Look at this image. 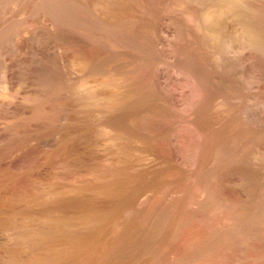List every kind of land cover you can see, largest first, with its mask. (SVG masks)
I'll return each instance as SVG.
<instances>
[{
    "label": "bare ground",
    "instance_id": "bare-ground-1",
    "mask_svg": "<svg viewBox=\"0 0 264 264\" xmlns=\"http://www.w3.org/2000/svg\"><path fill=\"white\" fill-rule=\"evenodd\" d=\"M75 1L71 20L86 0ZM110 1L89 0L92 17L113 18ZM162 1L200 53H166L186 84L148 60L163 37L111 73L110 48L84 46L71 26L63 73L0 96V264H264V81L243 77L251 97L238 89L264 62V0Z\"/></svg>",
    "mask_w": 264,
    "mask_h": 264
},
{
    "label": "rangeland",
    "instance_id": "rangeland-1",
    "mask_svg": "<svg viewBox=\"0 0 264 264\" xmlns=\"http://www.w3.org/2000/svg\"><path fill=\"white\" fill-rule=\"evenodd\" d=\"M27 1L26 0H0V96H5L7 94V92H9L11 89L13 92L10 91V93H14L17 95H23L25 93L30 92L31 89L33 88L32 86L34 84H36L37 81L40 82L42 80L41 83H44L47 81V79L49 80L50 78L47 77V76H49L48 73H52V75H54V73L58 74L56 72L55 68L58 66L56 64H58L62 55H64L63 52L67 53L69 50H72L73 48H77V47H74V45L72 44V32L70 33V30L72 31L73 27H71V26L75 27L74 30L78 31L79 35H81L82 32H83V35H85V36H83V39H85V37H86V41L84 42V40H83V43H82V44L86 43L84 46L87 45L90 49H93V50L100 49L101 47H103V48L106 47V49L110 48L109 49L110 50L109 51V57L110 58L108 57L106 60V62L108 63V66L107 65H105V66H107L106 69L109 70L108 72H111V73H120V72L125 71L130 65L132 67V65L134 63H136L135 61H133V59L136 60L135 57L138 56V54H140L141 52H144L145 55H147V54L151 55L150 53H152V50L154 52V50L158 46L157 49L160 50L159 56L160 55L161 56L159 57L158 54H156L155 57L158 56L159 58L158 57L154 58V55H153V57L151 55V57L150 56L148 57L149 58L148 60L150 61V60L154 59L157 63L154 60L150 61V64H153L152 62L156 63V64L155 63L153 64L154 66L157 65L158 62L163 63V61H164V63H165V66L163 63L164 67L162 66V64L161 65L159 64L160 65L159 67L163 68L162 72H161L162 73L161 79L162 80H168L169 84L171 83L170 85L173 88H175L173 84L181 85L180 82L185 83V84H186V82H184L182 76H180L178 74V72L175 71V65H173L174 63H172V62L170 63V61H173L172 57H170V55L167 56L166 53L169 54L170 50L172 51V53L174 52V54L179 52L177 55H180L183 52H185L184 53L185 55H187V54L191 55V56H193V58L197 55L196 53H198L200 55L199 51H197L198 49L194 48L192 50L193 46H191L190 44H189V46H191L190 48L186 47V46H188L187 45L188 42L185 41V39L183 37V36H185L184 33L186 31L183 32L184 27H182V26L184 24H182V23H184V22L181 18L173 16V18L170 17L167 20L163 19V9H161V7L163 5L162 0H157V1L155 0L157 3L153 0H135V1L129 0L130 1L129 4H134L135 6H136V4L139 5V6L138 5L136 6L137 8L134 5H133V7H132V5H128V6H131L130 8H132V9L135 8L136 11H135V9H134V11L133 10L130 11V8H128V6H127L128 1H126V0H125L126 2L124 0H122V1L120 0L121 5H119V0H118V2H117V0H112L110 2L113 3V1H115V3L112 4V3L108 2L106 4L107 5L106 7H109L108 4L110 3V7H109L110 9H108L106 7L103 8V9H106L108 11V13H107L108 15H109V12L111 15L113 14V18L109 15V17H111L110 18L111 21L110 20H108V21L102 20L96 15H95V17H92V16H94V11L92 10L91 6H90V8L88 6L89 0L75 1L78 4H79V2L82 3L84 1V3H82L84 6L82 4L78 5L80 10L78 8L76 10L77 19L75 17V18H73V20L69 19V16H68V15H70V12H69L70 9L68 8L70 5L69 1L72 2L73 0H68V2H67V0H61L59 2L56 0H48V1L44 0L43 3L47 6V9H46V6L42 4L43 0L40 2L41 6L39 5L38 0H27ZM55 2L56 3L58 2L57 4L59 6L58 5L55 6L56 5ZM122 2H125V4L123 3V5H122ZM131 2H133V3H131ZM47 3H49V4H47ZM156 4H158V5H156ZM42 5L44 7H42ZM63 5L64 6L66 5V7H63ZM103 5H105V4H103ZM125 5L127 6L126 10L124 8ZM51 6H53V7L55 6V7L53 8ZM60 6L62 9L66 8V10L65 9L62 10L60 8ZM120 6H121V8L124 9L122 11L126 12L127 8H128V11H130V12L129 13L128 12L127 13L121 12L120 11L121 9L119 8ZM111 7H113V8H111ZM39 8H41L43 10V12H45V13H43L42 10H40ZM57 8L58 9L60 8L59 9V10H61L60 13H59V11L57 12V10H58ZM139 8H143L144 11L142 9H139ZM145 8H146V10H145ZM116 9H118V10H116ZM106 10H104V11L106 12ZM110 10H115V13H113ZM140 10H142V12ZM46 11L48 12V15H47ZM62 11L65 12L64 13L65 15L63 14L64 18H61V17H63ZM137 11H138V13H141V14L144 13L143 14L144 16L145 15L153 16V17H151V19H153V22H152L153 24L147 25V22H146L147 19L144 18L143 15H142L143 19H146V20L145 21L143 19L140 20V18H142L141 14L137 13L138 16L140 17V18H137L138 17L137 14L134 13ZM67 12H68V15H66ZM92 12H93V14H92ZM131 12H133V13H131ZM58 13L60 14V16L61 15L62 16L60 17L58 15ZM130 13H131V15H133V14L134 15L131 16V15H129ZM80 15H82V16H80ZM134 16H135V19H134ZM129 18H130V20H129ZM136 18H137V20H136ZM47 19H51L53 23L50 24L51 21L49 22V20H47ZM60 19H62V20L66 19L67 21L64 22V21H61ZM79 19H80V21H79ZM117 19H118V21H117ZM178 19H180V20H178ZM131 20L132 21L134 20L136 22H131ZM181 21H182V23H180ZM106 22H108V23L106 24ZM109 22H110V24H115V25H111L112 26L111 27ZM94 23L97 26H95ZM158 23H160V25L164 23L163 24L164 29H165V27H166V29L160 30L159 29L160 26ZM53 24L55 25V27ZM63 24H64V26H61ZM137 24H140V25H137ZM48 25H50V26H48ZM100 25H101V27H100ZM106 25H107V27H106ZM151 25L153 27L158 25L159 27L157 26L158 29H156L157 27L153 28ZM149 26H151V28ZM178 26H179V28H178ZM146 27H149V28H146ZM145 29L147 30V33H144V31H146ZM175 29L176 30L178 29L177 32L174 31ZM158 32H162V33H160L161 35H158ZM181 32H183V33H181ZM154 34L157 37H159V36L163 37V40L165 39L164 42L162 41L161 44H158V42L160 41L159 40L160 37H159V39L158 38L156 39V36H154ZM123 35H124V37H122ZM139 36H141V37H139ZM148 36H150V38ZM181 36L183 37V39ZM81 37H82V35H81ZM117 37L119 38V40ZM153 39L156 41L155 45L156 44H158V45H156V46L154 45ZM135 40L137 43L135 42ZM172 40L175 42H173ZM166 41H168V42H166ZM123 42H125V44ZM165 42L168 43L169 46ZM183 42H184V45H183ZM89 43H91V44H89ZM169 43H171V44H169ZM181 43H182V46H181ZM185 44H186V46H185ZM152 45L155 46L156 48L153 47ZM140 46H142V47H140ZM159 46L160 47L162 46L161 48H163V47L165 48V49L163 48L164 53L161 54L162 50ZM184 46L187 50L189 48L188 51H190V53L187 52L186 49L183 50ZM149 48H150V50L151 49L152 50L148 51ZM167 48H168V50H167ZM159 50L157 51V53H159ZM164 50H167V51H164ZM191 51H193L192 54H195V56L191 54ZM138 52H140V53H138ZM163 54H164V56H163ZM59 55H61V56H59ZM161 58H163L162 59L163 61L161 60ZM165 59H169L168 63H167V60H165ZM132 61H133V64H131ZM166 63H167V65H166ZM263 63L258 62L257 63L258 66L255 65V67L256 66L257 67L252 68L253 73L251 71L252 69H245L243 72L245 74H243L242 79H240L241 80V81H239L240 83L238 82V86H240V87H238V89H240L241 91L240 90L234 91L236 88L234 89L231 87V88H229V89H232L231 91H229L230 95L233 94V92L238 93V91H240L241 95H243L247 92L246 88L248 86L247 84H249V82H248L249 79H246L247 80L246 82H248L247 84L244 83L245 84L244 85L243 83H241L245 77L246 78H252V79L254 78V80L259 79L260 81L261 80L264 81V76H263L264 71L261 68V65ZM55 65H56V67H54ZM165 67H166V69H164ZM263 68H264V66H263ZM59 69L57 67V71L60 73H63V71H61V70L59 71ZM49 71H51V72H49ZM163 71H165V72H163ZM45 73H47L48 75L46 76ZM168 74H169V77H168ZM52 75L50 74V77ZM101 75L102 74H100V76ZM135 75H136V73L132 72L130 76H131V78H134ZM250 75H251V77H248ZM42 76H44L45 78ZM256 76H257V78H256ZM41 78H43V79H41ZM165 78H169V79H165ZM44 79H46V81ZM255 82H257V80ZM6 83H8L7 87L10 84L9 86L11 89H9V87H8L9 90H7V87L4 85ZM262 83H264V82H262ZM185 84H182V85L185 87ZM242 84H243V86H241ZM177 85H175V86H177ZM228 86H224V88H226ZM242 87H244V88L242 89ZM3 88H4V90H3ZM177 88L178 89H172V91L176 93V91H174V90H179L182 87L179 88V86H178ZM185 89L186 88H182V90L177 91L178 94H181L180 95L181 97H178V98H180V99L183 98L182 94L185 95L184 96L185 100L189 98V95L187 98L188 92H185ZM226 89H228V88H226ZM221 90H222L221 92L224 91L225 93H226V91H228V90H224L223 88H221ZM2 91H4V92H2ZM242 92H243V94H242ZM248 92H250V91H248ZM248 92L246 94H248L250 96H248V95L247 96L251 97L252 93L251 92L248 93ZM226 95H228V94L226 93ZM243 96H245V95H243ZM187 102L183 103V105L181 107H185V105H186V107H188L190 100L188 99ZM186 107H185V110H189ZM185 110L183 112H186ZM185 114H187V113H185ZM214 117L215 116H213V118ZM216 117H217V119L216 120L214 119L215 121H218L219 119H221L220 116H216Z\"/></svg>",
    "mask_w": 264,
    "mask_h": 264
}]
</instances>
